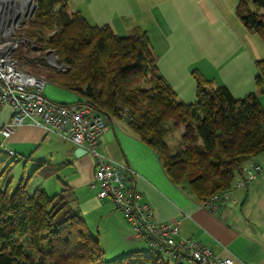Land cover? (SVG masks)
Instances as JSON below:
<instances>
[{
    "label": "trees",
    "instance_id": "16d2710c",
    "mask_svg": "<svg viewBox=\"0 0 264 264\" xmlns=\"http://www.w3.org/2000/svg\"><path fill=\"white\" fill-rule=\"evenodd\" d=\"M69 2L38 0L27 28L36 46H20L16 52L24 67L79 94L81 100L73 104L126 121L155 151L171 181L200 203L229 192L236 178L243 177V166L264 153L259 99L264 60L257 62V93L237 100L227 87L194 72L197 101L187 105L160 75L145 30L137 27L119 36L110 26L93 25L81 12H70ZM236 13L248 31L264 39V0H241ZM46 51L55 52L66 70L50 67L43 57ZM166 123L184 127L174 154L166 141ZM18 163L0 148V264H170L151 248L148 254L106 261L99 237L72 206L71 188L64 186L53 197L42 188L29 194L32 180L49 179L58 167L41 162L15 190L11 182L1 189Z\"/></svg>",
    "mask_w": 264,
    "mask_h": 264
},
{
    "label": "crops",
    "instance_id": "0c3cea01",
    "mask_svg": "<svg viewBox=\"0 0 264 264\" xmlns=\"http://www.w3.org/2000/svg\"><path fill=\"white\" fill-rule=\"evenodd\" d=\"M240 1L70 0L69 10L81 12L93 25L110 26L119 36H127L137 27L145 30L160 75L181 102L192 105L197 101L194 72L227 87L237 100L258 92L257 62L264 60V39L248 31L237 17ZM45 95L61 104L81 100L79 94L56 85L48 86ZM259 99L264 108V86ZM12 116L11 105L0 108V130ZM109 122L100 150L129 166L134 174L130 183L158 222H180L177 242H198L210 248L216 259L232 258L233 264H264V171L246 188H232L228 201L211 211L171 181L155 151L126 121ZM0 148L11 161L24 162L26 167L33 164L37 168L41 162L58 167V174L52 176L58 178V190L64 186L72 189L73 208L105 250L110 248L111 254L122 256L136 249L112 200L99 199L98 189L91 187L95 174L91 154L28 121L13 129L8 138L0 132ZM253 162L264 170V153ZM182 264L191 263L184 260Z\"/></svg>",
    "mask_w": 264,
    "mask_h": 264
},
{
    "label": "built area",
    "instance_id": "2783aa9c",
    "mask_svg": "<svg viewBox=\"0 0 264 264\" xmlns=\"http://www.w3.org/2000/svg\"><path fill=\"white\" fill-rule=\"evenodd\" d=\"M24 30L17 6L0 10V108L5 104L13 108L10 122L0 130L3 137L8 138L13 129L28 121L30 126L85 149L95 161L91 187L98 189V198L112 200L134 239L146 242L168 263L182 264L188 260L191 264H233L232 258L216 259L210 248L198 242H177L179 221L160 223L155 219L150 205L143 202L141 193L129 182L130 176H134L129 166L111 160L100 150L102 137L110 127L106 116L86 105H64L46 97L47 81L25 71L16 55L22 45L34 47V41ZM63 69L66 68L60 70ZM263 171L253 161L246 163L243 177L236 178L233 188H246ZM229 192L209 197L201 203L202 207L217 210L228 201Z\"/></svg>",
    "mask_w": 264,
    "mask_h": 264
},
{
    "label": "rangeland",
    "instance_id": "374dc122",
    "mask_svg": "<svg viewBox=\"0 0 264 264\" xmlns=\"http://www.w3.org/2000/svg\"><path fill=\"white\" fill-rule=\"evenodd\" d=\"M32 4H35L37 6V8H38V0H30L29 3H27L25 6L22 5V2H21V4H20V2H17V4L14 5V6H17L18 9H21V12L23 11V9H25V11H23L24 12V16L21 17V25L23 26V28L24 27L26 28V31L24 30L26 35H28L27 34V30L28 29L27 28H28L29 22L33 18L34 14H35V12L37 10V9L36 10L34 9L35 12L32 13L34 11V10L31 11V5ZM12 6L13 5H11L10 7H12ZM29 14H31V15L29 16ZM28 16H29V18H27ZM21 33H23V31H21ZM30 40L34 41V47H35L36 46L35 38H31L30 37ZM261 42H263L262 46L264 47V41H261ZM22 46H24V45H22ZM49 53L50 52H48V51L43 52V57L45 58L47 64L50 67L57 68L55 66V64H53L52 61H51V59L55 58V57H53V55H51L49 57ZM24 69L28 73H30V74H32L34 76H37L39 78H42V79L47 81L46 86L44 88V93H46L48 86H54V85L49 84V82L46 79V77L36 73L37 69H36V71H33L31 68H26V67H24ZM165 127L169 129V133H168L167 138H166V141H167V144H168V147H169V152L174 154L176 151H178V149H180L181 138H182V135L184 134V127L183 126L174 127L172 123H166ZM35 167L36 166H33V164H29L26 167L24 162H21V163H18V164H13L12 170H11V174H10L9 178L5 182H2L1 189H5L6 186L9 184V182H11V187H12L13 190H15L19 186L21 180L25 176H27V177L31 176V174L33 173L34 169H36ZM58 184L59 183H58V178L57 177H51V178L43 180V181L41 180V178H37V179L32 180V182L30 183L28 191H29V194L31 196H33L37 189L42 188L48 193V195L50 197H53V196H55V195H57L58 193L61 192V189L58 190ZM128 232H129V235L132 236L131 231L128 230ZM96 236L98 237V235H96ZM133 244L136 246V249L131 251V252H129L128 254L134 253V252H143V253H147L148 254V253L151 252L150 247L144 241L133 240ZM101 245H102V243H101ZM102 247H103V245H102ZM103 249L106 252V254H105V260L106 261H112V260H115L117 258H122V257L128 255V254H125V255L120 256L119 254H117V255L116 254H111L112 252H111L110 248L109 249L106 248V250H105V248L103 247Z\"/></svg>",
    "mask_w": 264,
    "mask_h": 264
},
{
    "label": "bare ground",
    "instance_id": "6f19581e",
    "mask_svg": "<svg viewBox=\"0 0 264 264\" xmlns=\"http://www.w3.org/2000/svg\"><path fill=\"white\" fill-rule=\"evenodd\" d=\"M29 1L30 0H0V10L2 11L3 9L6 10L8 8H11L10 6L11 5L14 6L15 4H17V2H20V4L22 2V5L25 6L27 3H29ZM20 11H21V9H20ZM23 11H25V9H23ZM23 11L21 12V17L24 16V12ZM53 57H55V56H53ZM51 61H52L53 64L57 65V59L56 58H52Z\"/></svg>",
    "mask_w": 264,
    "mask_h": 264
},
{
    "label": "water",
    "instance_id": "95a60500",
    "mask_svg": "<svg viewBox=\"0 0 264 264\" xmlns=\"http://www.w3.org/2000/svg\"><path fill=\"white\" fill-rule=\"evenodd\" d=\"M34 9L36 10V9H37V6H36L35 4H32V5H31V11H33ZM35 10H34L32 13H34ZM50 54H52V55H54V56L56 57V59H57V65H55V66H56L59 70H60L61 68H66V66L61 65V64L58 62V58H57L55 52L51 51ZM46 59H47V58H46ZM81 149H82L83 151L86 152L85 149H83V148H81ZM77 154H78V153H77Z\"/></svg>",
    "mask_w": 264,
    "mask_h": 264
}]
</instances>
